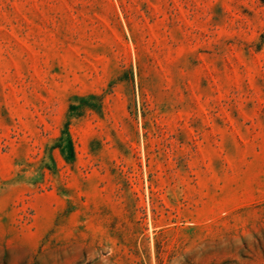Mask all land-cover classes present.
<instances>
[{"label": "rangeland", "instance_id": "rangeland-1", "mask_svg": "<svg viewBox=\"0 0 264 264\" xmlns=\"http://www.w3.org/2000/svg\"><path fill=\"white\" fill-rule=\"evenodd\" d=\"M0 264H264V0H0Z\"/></svg>", "mask_w": 264, "mask_h": 264}, {"label": "trees", "instance_id": "trees-1", "mask_svg": "<svg viewBox=\"0 0 264 264\" xmlns=\"http://www.w3.org/2000/svg\"><path fill=\"white\" fill-rule=\"evenodd\" d=\"M64 134H65L66 138L62 137L59 140L58 148L61 149V152L63 154H68V156H69L68 160L73 161L74 157H75L73 142H72V139H71L68 131H66Z\"/></svg>", "mask_w": 264, "mask_h": 264}]
</instances>
